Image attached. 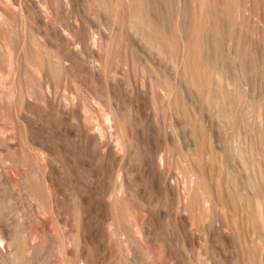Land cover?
<instances>
[{
    "label": "bare ground",
    "instance_id": "1",
    "mask_svg": "<svg viewBox=\"0 0 264 264\" xmlns=\"http://www.w3.org/2000/svg\"><path fill=\"white\" fill-rule=\"evenodd\" d=\"M9 1L19 12L0 0V70L7 75L0 106L17 126L0 119V264H115L116 236L135 235L125 229L128 213L142 217L136 236L157 243L163 217L175 233L196 216L205 224L216 214L208 233L238 249H205L202 263L264 264V93L260 78L248 73L241 30L234 42L220 38L233 0L210 3L218 6L214 22L209 0H172L170 9L167 0H97L124 20L89 32L68 21L85 0ZM56 16L67 18L64 30ZM7 28L13 39H6ZM116 31L125 40L117 42ZM113 50L131 72H112ZM55 68L58 86L50 77ZM73 81L88 86V102ZM173 168L179 175L171 181ZM19 184L26 202L12 218ZM85 241L102 248L97 259ZM129 250L123 263L142 264L144 250ZM178 250L165 251L169 264L193 259ZM156 251L152 264L164 256Z\"/></svg>",
    "mask_w": 264,
    "mask_h": 264
},
{
    "label": "rangeland",
    "instance_id": "2",
    "mask_svg": "<svg viewBox=\"0 0 264 264\" xmlns=\"http://www.w3.org/2000/svg\"><path fill=\"white\" fill-rule=\"evenodd\" d=\"M6 1H8L10 4H11V8H12V10L13 11H15L16 13H18L19 11V6L17 5V4H15L14 3V6H13V2L12 1H9V0H6ZM168 2H167V6L166 7H168L167 9H170V8H172V4H170L169 2H171L172 0H167ZM211 1V2H210ZM212 1H214V0H209V4H208V8H209V13H210V15H212V16H209V17H211L210 19L211 20H213V22H214V17H215V10H216V8L218 7L216 4L214 5V7L212 8V4H210V3H213ZM261 1V2H260ZM263 1L264 0H233V6L235 5L236 7H234V11H232L233 12V14H232V12H230L231 14H229V15H231L232 16V19H231V21L229 20L230 18H231V16L229 17L228 16V20H227V22H224L223 24L225 25V28H227L222 34H220V38H222V35H223V37L225 36V35H227V36H225L224 37V39H226L228 36V39H226L227 41H230V42H234V41H236L237 39H238V37H240V35L239 36H237L238 35V32H239V30H241V38H242V40L243 41H245V45H246V52H247V54H246V58H247V65H249L251 68L250 69H248L249 71H251V72H248V73H250L249 75H250V77H252L253 78V76L255 77V78H253L254 80H259V78H260V80L258 81L259 83V87L261 88L262 87V89H260L261 91H262V93H264V3H263ZM85 4H84V3ZM234 2H235V4H234ZM237 2V3H236ZM241 2V3H240ZM239 3V4H238ZM88 4V5H87ZM169 4V5H168ZM242 4H244V5H242ZM255 4V5H254ZM81 5V6H80ZM91 5V6H90ZM238 5H240V6H238ZM85 6V7H84ZM89 6V7H88ZM97 6V7H96ZM216 6V7H215ZM246 8H245V7ZM107 9H106V8ZM108 7H109V5H103V3L101 2V1H97V0H85V1H81L75 8H74V10H73V15H72V20L71 19H68V21L70 22V21H72L73 22V20L74 21H76L79 25H81V27H83V29H84V31L85 32H89V31H92L95 27H98L97 25H99V26H104V27H106V28H108L110 25H112L113 23H115V25L116 26H122V24H123V21L122 20H124L123 19V17L121 18V14H120V12L118 11V10H116L115 8H111V6L109 7V9H108ZM170 7V8H169ZM242 7V8H241ZM259 7V8H258ZM110 8L112 9V10H110ZM105 9V10H104ZM115 9V10H114ZM211 9V10H210ZM215 9V10H214ZM236 9V10H235ZM238 9V10H237ZM97 10V11H96ZM102 10V11H101ZM114 10V11H113ZM212 10H214V11H212ZM243 10H246V11H244L243 12ZM110 11L112 12V13H110ZM116 11V12H115ZM168 12L170 11V10H167ZM88 12V13H87ZM99 12V13H98ZM108 12H109V14H108ZM113 12H114V14H113ZM242 14V20H241V17H240V13ZM262 12V13H261ZM118 13V14H117ZM238 13V14H237ZM111 14L113 15V16H111ZM115 14H116V16H118V17H116L115 16ZM121 16H120V15ZM245 14V15H244ZM263 14V15H262ZM91 15H93V16H91ZM108 15V16H107ZM233 15H235V16H233ZM99 16V17H98ZM105 16H106V18H105ZM119 16H120V18H121V20H120V18H119ZM57 18H56V24H57V26L58 27H60V28H62L63 30H64V28H65V26L68 24V21H67V18H65V19H63L64 17H61V16H56ZM112 17V18H111ZM233 17H234V21H233ZM236 17V18H235ZM113 18H115L114 20H113ZM239 18V19H238ZM104 19H105V21H104ZM111 19V20H110ZM61 20V21H60ZM64 20V21H63ZM80 20V21H79ZM102 20V21H101ZM120 22H119V21ZM225 20V21H226ZM118 21V22H117ZM229 21V22H228ZM235 21H236V23H235ZM239 22H240V25H242L243 23V27H239ZM108 23V24H107ZM118 23V24H117ZM228 23V25H226ZM103 24V25H102ZM106 24V25H105ZM233 24V25H232ZM94 25H96V26H94V28H93V26ZM232 25V26H231ZM234 25H237V26H234ZM85 27V28H84ZM233 29H232V28ZM234 27H236V28H234ZM241 28V29H239V28ZM90 28H92V29H90ZM182 29V28H181ZM244 29V30H243ZM7 30L8 31H10V32H8L7 31V33H8V35H7V33L5 34V36H6V39L8 40V38H9V40L10 39H13V35H15V30H12V28L10 29V28H7ZM233 30V31H232ZM237 30V31H236ZM12 31H14V32H12ZM232 32H234V33H232ZM11 33V34H10ZM117 33H119V34H117ZM227 33V34H226ZM245 33V35L243 36V34ZM10 34V35H9ZM116 34L118 35H116V41L117 42H119V41H123V40H125V36H123L124 35V33L122 32V33H120V31H116ZM123 34V35H122ZM31 34H29V35H27L26 37H34V36H30ZM119 35L120 36H122V37H119ZM8 36V37H7ZM72 36V35H71ZM37 37L38 36H36V37H34L35 38V40L34 41H38V42H40V40H42V38L40 39V37H38L39 39H37ZM119 37V38H118ZM219 37V36H218ZM236 37V38H235ZM122 38V39H121ZM124 38V39H123ZM30 39V38H29ZM28 39V40H29ZM37 39V40H36ZM72 39H74L73 38V36H72ZM223 39V38H222ZM255 41H254V40ZM33 40H29V43H34L33 42ZM32 41V42H31ZM36 43V42H35ZM254 43V44H253ZM113 51H115V50H113ZM112 51V52H113ZM53 54V56L54 57H56L57 55H54V52H52ZM56 54V53H55ZM117 54V55H116ZM118 54H119V56H118ZM120 53H116V51L114 52V53H110V56H109V60H108V62H109V64H110V68H112L113 66V69H112V72H114V70H117V72L119 73V72H121V73H117L118 75H122V74H126V72L128 71V72H131V68H129L128 67V69H126L125 68V61L123 60L122 61V57H120ZM113 56V57H112ZM54 57H53V64H56V65H53V68L56 66V67H59L60 65L59 64H61L62 63V60H60V59H58V60H56L57 59V57L54 59ZM112 58V61L110 62V60H111V58ZM115 57H117L116 58V60L114 61V59H115ZM114 58V59H113ZM256 58V59H255ZM121 62H119V61ZM58 61V62H57ZM61 61V62H60ZM117 62V63H116ZM124 62V63H123ZM120 64V65H119ZM121 65H123V66H121ZM117 68H116V67ZM256 67H257V69H256ZM122 68V69H121ZM249 68V67H248ZM252 68H255V69H252ZM57 68H55V70H54V72H51L52 74H51V79H53V80H55V82H54V84H53V86L55 85V86H58V82L56 81V78H54V77H57V75H58V72H56V71H58V69L56 70ZM252 69V70H251ZM52 70V71H53ZM261 70V71H260ZM1 71V70H0ZM3 72V73H2ZM56 72V73H55ZM123 72V73H122ZM255 73V75H257V76H259V77H257V76H255L253 73ZM5 72L4 71H1V76H0V85H1V83H3L5 80H6V78L5 77H7V75H6V73L4 74ZM53 73H55V74H53ZM258 73V74H257ZM57 74V75H56ZM53 75H54V77H53ZM73 76H71V77H75V73H73L72 74ZM3 76H5V77H3ZM37 78V77H36ZM4 79V81L2 82V80ZM35 79V78H34ZM31 79V81H30V83L31 82H33V83H35V84H32V86H34V87H40L42 84H40V81H35V80H37V79ZM35 81V82H34ZM39 83V84H38ZM78 85H77V84ZM38 84V85H37ZM72 84H74V86H75V88H79V89H81V93H83V97H84V99L86 100L87 99V101L86 102H88L89 100V94H90V89L88 88V86L87 87H85L86 85H84V84H82L81 85V83H79V82H76V81H73L72 82ZM80 84V85H79ZM261 85V86H260ZM78 86V87H77ZM83 86V87H82ZM63 87V86H62ZM1 88V87H0ZM83 89V90H82ZM84 92H86V93H84ZM87 93H89V94H87ZM85 97H87V98H85ZM121 103V102H120ZM2 106H0V110H1V112L0 113H2V114H0V119H1V121H3L2 123L4 124V125H6L7 127H13V126H17V123L16 122H13V123H11L12 121H15L14 120V117L9 113V112H6V111H8L6 108H1ZM127 107V106H126ZM128 108V107H127ZM126 108V109H127ZM164 107H160L159 108V112H160V114L162 113L161 111L162 110H164L163 111V113L161 114L162 116L160 117V114H159V126H160V128H161V130H163V128H165V130H166V127L168 126V124L166 125V123L168 122V121H166L165 119H166V117L163 115V114H165V109H163ZM3 109V110H2ZM6 109V111H4ZM161 109V110H160ZM3 111H4V113H3ZM133 112V111H132ZM8 113H9V115H11V116H9L8 115ZM135 113V112H134ZM7 114V115H6ZM1 115H3V117L1 116ZM5 115V116H4ZM164 118V119H163ZM5 121V122H4ZM8 121H10V122H8ZM165 121V122H164ZM163 122L165 123V125L163 124ZM9 123H10V125H13V126H9ZM100 123V122H99ZM101 124V123H100ZM162 126H161V125ZM15 126V127H16ZM164 126V127H163ZM162 132H164V130L162 131ZM140 148V147H139ZM139 148H137L136 149V158H139V156H141L142 154V149L140 148V150H139ZM137 151H139V152H137ZM139 154V155H138ZM20 162V163H19ZM23 162V161H22ZM21 158H20V160L18 161V163H17V165H21ZM28 165V166H27ZM27 165L25 166V168L27 169V170H31V165H29V163H27ZM1 168V167H0ZM30 168V169H29ZM1 170V169H0ZM172 170H174V171H172V172H175V174L173 175V179L171 180V181H174V178L176 177V176H178L179 174L176 172V170L173 168ZM22 190V188H21V186H20V184L16 187V192H17V194L16 195H12L13 196V198L12 199H10V201L11 202H14V203H11V213L12 212H14L13 213V215H11V217L12 218H17L19 215H20V208H21V205H22V203H25L26 202V200L25 199H23L22 197L20 198V196L18 195L19 193L18 192H22L21 191ZM15 198V201L13 200ZM18 198H20L19 200H18ZM24 200V201H23ZM22 202V203H21ZM19 205H18V204ZM137 203V204H136ZM13 204V205H12ZM16 205H18V207L16 206ZM133 205H134V207L136 208L137 206L139 207L140 206V204H138V202H133ZM136 205V206H135ZM14 206H15V209H14ZM140 208H141V206H140ZM19 209V210H18ZM139 209V208H138ZM137 209V210H138ZM15 211H17V213L15 212ZM214 213V212H213ZM213 213H211L210 215H213ZM14 214H16V215H14ZM130 215V216H129ZM209 215V218H211L212 216H210ZM133 215H131V214H129L128 213V217H127V219L128 218H130V219H128V221H127V219H125V229H129V230H127V231H129L130 233H132V232H134V233H132L134 236H129L128 238H127V240H125L123 237H117L116 236V238L118 239L116 242H113V244H112V248L116 251L115 252V255L117 256V258H116V256H115V261L116 262H118L119 264H124L123 263V261H124V259L126 258V254H125V250L126 249H128V248H130V252H137V250L139 251V252H137V253H139L140 255H142L143 253L146 255H144L146 258H144V260L141 262H139V263H144V264H152L153 262H152V260L150 261H148V258L150 257V256H152V255H154V253H155V251L156 250H158V252H160V253H163L162 254V258L163 259H161L162 261H160V264H169L170 263V261H168V258H166V253H165V251H167V249H172V250H178L179 252H181V254H191V255H193L194 257H193V259H191V261H184L183 262V264H200V262H201V264H204V263H202L203 262V260H205V257H204V255L202 254V251L203 250H205V249H217V247H218V249H231V248H233L234 246H236L235 248H233V249H238V247H237V245L236 244H233V243H229V242H226L224 239H222V237L219 235V237L217 236H212L211 234H209L208 232H209V228H208V226L209 225H211V224H213L214 222H216V220H217V216H216V214H214L213 215V217L209 220L208 219V221H207V223H203V221H201L202 222V224H201V222H199L198 223V221H200L202 218L200 217V216H198V217H200L199 219L197 218V216L194 218V223L196 224H194L193 223V220H191L192 222H190V223H188L184 228L183 227H181V228H179L177 231L178 232H171L170 231V229L171 228H167V227H171L172 226V224H169L170 226H168V223H170L171 222V218L169 217V216H166V217H163V219H160V226L158 227V229L160 230H158L162 235V237H161V239L159 240V243H157L155 240V242L154 241H143V240H141L140 238H139V236H136V223H138L140 220H141V216H140V214L137 216V218L135 217V216H133ZM141 217V218H140ZM169 217V218H168ZM136 218V219H135ZM133 219V220H132ZM166 219H168V221H170V222H167V220ZM198 219V220H197ZM213 220H215V221H213ZM163 221H165L164 223L167 225V226H165V224L163 223ZM126 222H128L127 224H126ZM211 222H213V223H211ZM134 226H133V225ZM164 224V225H163ZM205 226H204V225ZM128 225H130V227H132V228H130ZM132 225V226H131ZM162 225V226H161ZM192 225V226H191ZM127 226V227H126ZM163 226H164V228H165V231L166 230H168L169 229V232L168 231H162L161 232V230H164V228H163ZM204 227L203 229H202V227ZM161 227H162V229H161ZM134 228V229H133ZM197 228V229H196ZM130 229H133L132 231L130 230ZM180 229L184 232V233H182V232H180ZM185 229V230H184ZM190 229V230H189ZM121 230L122 231H124V227H123V229L121 228ZM135 230V231H134ZM188 230V231H187ZM192 230V231H191ZM206 230V231H205ZM202 231L203 232H205V233H202ZM164 232V233H163ZM187 232H189L190 233V235L192 234V237L194 236V239H195V241H191V243H189V242H186L185 241V236L187 235V234H189V233H186ZM130 233H129V235H130ZM174 235H173V234ZM180 233H182V236L181 235H179ZM208 233V234H207ZM131 234V235H132ZM164 234H166V235H164ZM194 234V235H193ZM199 234V235H198ZM202 234H204V235H202ZM207 234V235H206ZM170 235V236H169ZM173 237H172V236ZM178 235V236H177ZM167 236V237H166ZM180 236H181V238H180ZM183 236H184V238H183ZM196 236V237H195ZM210 236V237H209ZM200 237V238H199ZM218 239H216V238ZM116 238H114V241L116 240ZM164 239V241H163V239ZM173 238V239H172ZM197 238V239H196ZM204 238V239H203ZM212 238V239H211ZM200 241H199V240ZM207 239V240H206ZM215 241H214V240ZM133 240V241H132ZM138 240H140V242L138 241ZM162 240V241H161ZM169 240V241H168ZM185 241V243L183 242V241ZM209 240H211L212 241V243H211V241H209ZM222 240V241H221ZM124 241H126V242H124ZM137 241V242H136ZM158 241V240H157ZM160 241H161V243H160ZM197 241H199V242H197ZM219 241V242H218ZM221 241V242H220ZM129 244H128V243ZM139 242V243H138ZM142 242V246H141V243ZM143 242H147V243H144V245H143ZM152 242V243H151ZM192 242H194V243H192ZM213 242H215L214 244H216V245H213ZM218 242V243H217ZM86 243V244H85ZM87 243H90V245L89 244H87ZM93 243L94 242H87V241H85L84 242V244H83V249H86V248H84V245H85V247H86V245H87V247L89 246V247H91L92 249H94L93 251L91 250V248L89 249V247H88V252H89V255H92V253H93V255L91 256L93 259H97L98 258V256H99V254H101L102 253V248L98 245V244H96V243H94L95 245V247H92L93 246ZM123 243V244H122ZM124 243H126V244H124ZM136 243H138V244H136ZM151 243V244H150ZM155 245H154V244ZM164 243V244H163ZM228 243V244H227ZM162 244V245H161ZM223 246H222V245ZM225 244V245H224ZM92 245V246H91ZM120 245V246H119ZM128 245L130 246V247H128ZM140 245V246H139ZM147 245V246H146ZM148 245H150L149 247H148ZM190 245V246H189ZM208 245V246H207ZM222 247H221V246ZM124 246H126V247H124ZM134 248H133V247ZM144 246V247H143ZM177 246V247H176ZM194 246V247H193ZM211 246V247H210ZM216 248H215V247ZM229 246V247H228ZM121 247V248H120ZM133 249H132V248ZM141 247V248H140ZM155 247V248H154ZM166 247V248H165ZM214 247V248H213ZM100 248V249H99ZM116 248V249H115ZM95 249H96V251H95ZM99 249V250H98ZM136 249V250H135ZM141 251H140V250ZM91 250V251H90ZM132 250V251H131ZM144 250V252L142 253V251ZM152 250V251H151ZM189 250V251H188ZM95 251V252H94ZM100 251V252H99ZM132 252V253H133ZM142 254H141V253ZM145 252H147V253H145ZM157 252V251H156ZM183 252V253H182ZM186 252V253H185ZM95 253V254H94ZM97 253H99V254H97ZM150 253H152V254H150ZM199 253H201V255L199 254ZM97 254V255H96ZM118 254V255H117ZM125 255V258H124V255ZM195 254V255H194ZM95 255H96V257H95ZM123 255V256H122ZM142 255V256H143ZM149 255V256H148ZM200 255V256H199ZM118 256H120V257H118ZM123 257V258H122ZM199 258V259H198ZM118 261H117V260ZM201 260V261H200ZM145 261V262H144ZM115 262V264H118V263H116ZM162 262V263H161ZM185 262H187V263H185Z\"/></svg>",
    "mask_w": 264,
    "mask_h": 264
}]
</instances>
